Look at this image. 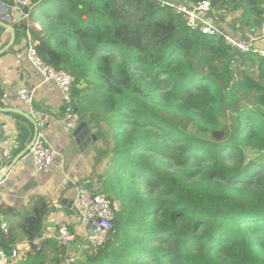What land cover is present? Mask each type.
Listing matches in <instances>:
<instances>
[{"label": "trees", "instance_id": "16d2710c", "mask_svg": "<svg viewBox=\"0 0 264 264\" xmlns=\"http://www.w3.org/2000/svg\"><path fill=\"white\" fill-rule=\"evenodd\" d=\"M202 1L224 33L264 23V0H43L41 35L13 27L74 77L71 108L105 143L101 193L118 209L90 264H264V55L186 27L175 7ZM47 211L35 198L0 249L34 240Z\"/></svg>", "mask_w": 264, "mask_h": 264}, {"label": "crops", "instance_id": "0c3cea01", "mask_svg": "<svg viewBox=\"0 0 264 264\" xmlns=\"http://www.w3.org/2000/svg\"><path fill=\"white\" fill-rule=\"evenodd\" d=\"M10 1L0 0V19H7V23L14 27L22 20L26 21V11L13 8ZM28 20L33 25L29 29L41 35L39 22L31 21L30 17ZM255 34L260 36L258 31ZM8 42L9 33L3 31L0 48ZM34 44L29 32L24 34L15 30L12 46L0 56V109L4 110H0V136L4 143L0 172L8 170L14 162L0 181V216L9 228L16 227L31 213L35 198H42L48 211L43 216L40 232L32 241L18 235L15 262L90 264L88 257L93 249L85 239L86 226L80 223L77 213L61 200H73L77 188L101 192L103 166L98 161V154L105 143L95 136L92 123L78 110L74 112L72 109V113L77 115L76 125L66 127L70 108L63 103L58 88L44 83L26 58V48ZM22 88L32 91L30 106L18 98L17 92ZM35 127L38 128L37 135L56 152L53 163L38 173L27 151L28 142L34 138ZM60 223H65L75 234L68 245H60L56 240V229ZM38 251H41L40 255Z\"/></svg>", "mask_w": 264, "mask_h": 264}, {"label": "built area", "instance_id": "2783aa9c", "mask_svg": "<svg viewBox=\"0 0 264 264\" xmlns=\"http://www.w3.org/2000/svg\"><path fill=\"white\" fill-rule=\"evenodd\" d=\"M15 6L13 8L19 9L16 4H21L26 11L25 19L27 26L32 28L33 25L29 23V12L43 0H13ZM170 5L168 3H164ZM171 6V5H170ZM211 5L208 1H202L195 4L186 3L175 7V13L180 15L184 20L186 27L190 30L197 31L200 34L208 37L222 36L226 44L235 47L241 52L254 50L264 55V50L254 47L255 37L247 38L243 36H233L232 33H224L212 19ZM264 23L261 25L258 33L263 34ZM259 39V38H258ZM26 58L31 66L36 70L44 83H51L61 93L62 101L67 108H70L66 115V127L72 128L77 123V115L72 113L71 88L74 83V77L63 70H56L49 65H46L37 56L33 45L26 48ZM18 98L26 105L30 106L32 103V91L22 88L17 92ZM4 148V143L0 136V156ZM28 152L32 158L35 172H41L47 169L56 156L53 150L43 140L40 135L32 138L27 144ZM73 206L77 210V215L80 223L86 226V242L92 249L101 247L106 240L108 234L113 228L114 213L118 209V205L111 203L104 194L99 191H90L84 188H77L74 198ZM0 229L4 236L8 235V225L2 221L0 216ZM75 237L74 232L68 229L65 223H60L56 229V240L60 245H68ZM17 260V252L14 249L11 255H6L0 249V264H13ZM72 262V261H71Z\"/></svg>", "mask_w": 264, "mask_h": 264}, {"label": "water", "instance_id": "95a60500", "mask_svg": "<svg viewBox=\"0 0 264 264\" xmlns=\"http://www.w3.org/2000/svg\"><path fill=\"white\" fill-rule=\"evenodd\" d=\"M16 5H17V7H18L19 9H22V8H23L21 4H16ZM18 15H19V14L17 13V16H18ZM3 31H6V32L9 33V42H8L5 46H3L2 48H0V56L3 55V54H4V53H5V52H6V51L12 46V44H13V42H14V39H15V30H14L13 26L9 25V24L7 23V19H4V18L0 19V42H1V37H2V32H3ZM0 110H1V111H4V110H2V109H0ZM14 112H17V111H14ZM74 112H77V109H74ZM19 113H20V112H19ZM21 114H22V113H21ZM23 115H24L26 118H28V119L31 120V118L28 117V115H26V114H23ZM79 117L82 118L83 115L80 114ZM37 134H38V128L35 127L34 137H36ZM27 151H28V149H27ZM13 165H14V162H13V164H11V165L9 166V169H8V170L0 172V181L4 178L6 172L9 171L10 168L13 167ZM61 203H62V204H66V205H67V208H71L75 213H78L77 210H76V208L73 206V200L68 201L67 199H62V200H61Z\"/></svg>", "mask_w": 264, "mask_h": 264}, {"label": "rangeland", "instance_id": "374dc122", "mask_svg": "<svg viewBox=\"0 0 264 264\" xmlns=\"http://www.w3.org/2000/svg\"><path fill=\"white\" fill-rule=\"evenodd\" d=\"M241 2L244 5L251 6L252 0H241ZM36 13L38 14V16H43V10L40 7L37 8ZM240 14H241L240 12H231V13L223 14V16L220 17L221 18V21H220L221 25L227 30H229V28L227 26H237V19L240 16ZM243 37H247V35L243 36ZM253 37H255L254 38L255 40L259 38L256 42L257 44L255 45L256 48H258L260 50H264V32H263V34H260V36L255 34ZM114 204L117 205V203H114ZM20 234L21 233L18 232V235H20ZM13 264H17V263L14 262Z\"/></svg>", "mask_w": 264, "mask_h": 264}]
</instances>
